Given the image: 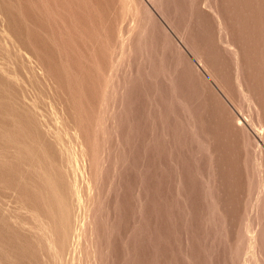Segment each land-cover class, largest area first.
I'll list each match as a JSON object with an SVG mask.
<instances>
[{
  "label": "rangeland",
  "instance_id": "obj_1",
  "mask_svg": "<svg viewBox=\"0 0 264 264\" xmlns=\"http://www.w3.org/2000/svg\"><path fill=\"white\" fill-rule=\"evenodd\" d=\"M0 264H264V0H0Z\"/></svg>",
  "mask_w": 264,
  "mask_h": 264
}]
</instances>
